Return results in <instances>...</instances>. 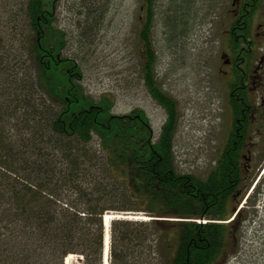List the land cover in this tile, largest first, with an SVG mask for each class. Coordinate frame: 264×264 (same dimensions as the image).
<instances>
[{
    "label": "trees",
    "instance_id": "trees-1",
    "mask_svg": "<svg viewBox=\"0 0 264 264\" xmlns=\"http://www.w3.org/2000/svg\"><path fill=\"white\" fill-rule=\"evenodd\" d=\"M57 1L23 3L27 60L7 61L8 52L0 53V66L4 59L8 63L0 71L8 73L13 61L28 62L32 71L28 79L25 72L11 79L9 72L0 82L4 113L18 115L7 133L0 125V264H64L70 254L82 257V264H104L103 215L131 209L151 219L111 221L109 264H157L163 255L166 264L224 263L238 238V221L248 217L246 207L235 210L257 175L247 143L235 141L231 131L206 176L179 172L174 155L179 105L157 78L155 0H142L136 28L140 78L167 113L157 139L144 110L116 114L113 93L95 99L85 92L80 64L63 55L68 39L54 25ZM241 3L238 15L232 9L230 30L244 22L247 31L263 7ZM175 6L165 17L173 28L184 14ZM230 30V46L238 45ZM1 115L0 109V124ZM258 193L256 185L247 206Z\"/></svg>",
    "mask_w": 264,
    "mask_h": 264
},
{
    "label": "rangeland",
    "instance_id": "rangeland-1",
    "mask_svg": "<svg viewBox=\"0 0 264 264\" xmlns=\"http://www.w3.org/2000/svg\"><path fill=\"white\" fill-rule=\"evenodd\" d=\"M24 2H0V53L8 52L7 61L17 56L22 61L27 60L24 36L30 32ZM141 3L142 0H58L54 25L67 33L68 44L63 55L80 64L85 92L95 99L103 93H113L116 96L113 112L116 114L144 110L157 139L167 113L150 96L140 78L136 21ZM172 3L175 7L185 4L178 7L180 13L184 12V19L177 17L178 26L175 28L165 20ZM231 4L232 0H155L156 19L152 35L157 54V78L162 88L178 101L174 155L181 173L206 176L215 164L232 123L228 111L229 91L222 72V68H226L224 54L230 47ZM10 11L12 13H8ZM259 23L264 24V7L258 10L252 27L255 29ZM7 61H1L0 67L5 68V64L7 67ZM16 63L9 62L11 79L13 74L20 77L22 72H25L23 77L31 78L32 71L26 66L28 62L26 65L22 62L20 66ZM13 65L19 72L12 69ZM9 72L0 71V82L6 80ZM2 86L0 91L4 90ZM17 109L20 111L19 106ZM4 111L0 125L7 133L8 128L18 121V115L13 118V112L5 114ZM255 143L251 149V166L257 174L253 184L261 175L257 183L260 193L254 199V205L244 203L248 217L238 221L235 248L222 264H264V140ZM92 147L99 149L96 136ZM241 206L240 203L238 208ZM119 212L125 215L108 214L115 215V219L128 217L129 220L146 216L136 215L141 211L133 209ZM157 259V264H166L164 255ZM65 260L64 264H82V260L74 255L67 263Z\"/></svg>",
    "mask_w": 264,
    "mask_h": 264
},
{
    "label": "flooded vegetation",
    "instance_id": "flooded-vegetation-1",
    "mask_svg": "<svg viewBox=\"0 0 264 264\" xmlns=\"http://www.w3.org/2000/svg\"><path fill=\"white\" fill-rule=\"evenodd\" d=\"M263 2L252 0L247 5H262ZM240 7L241 0H235L232 9L236 15ZM252 24L247 31L245 28L248 24L244 22H237L231 27L238 45L227 49L224 54L226 68H222L229 91L228 111L232 115L228 135L234 131L235 141L247 143L245 147L249 156L253 153L251 149L255 142L264 140V24L259 23L255 29ZM5 108V94H2L0 109L3 111Z\"/></svg>",
    "mask_w": 264,
    "mask_h": 264
},
{
    "label": "bare ground",
    "instance_id": "bare-ground-1",
    "mask_svg": "<svg viewBox=\"0 0 264 264\" xmlns=\"http://www.w3.org/2000/svg\"><path fill=\"white\" fill-rule=\"evenodd\" d=\"M118 217V216H117ZM103 218L105 219H103L104 220V224H105V227H106V231H105V240H104V243H105V246H106V249H105V252H104V264H109V238H108V233H109V221L111 220V219H115L116 217H115V215L113 216V215H109V214H106V215H104L103 216ZM132 218V217H131ZM141 219V220H147L148 219V217H134L133 219H136V220H138V219ZM126 219H129L128 217L126 218ZM73 257V255L72 254H70V255H68L67 257H66V263L69 261V259L70 258H72Z\"/></svg>",
    "mask_w": 264,
    "mask_h": 264
},
{
    "label": "water",
    "instance_id": "water-1",
    "mask_svg": "<svg viewBox=\"0 0 264 264\" xmlns=\"http://www.w3.org/2000/svg\"><path fill=\"white\" fill-rule=\"evenodd\" d=\"M111 214H115V213H111Z\"/></svg>",
    "mask_w": 264,
    "mask_h": 264
}]
</instances>
